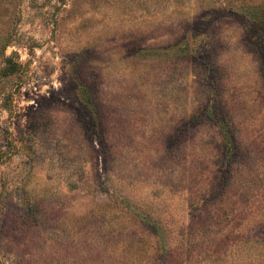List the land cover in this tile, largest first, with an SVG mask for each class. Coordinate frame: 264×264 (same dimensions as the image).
Listing matches in <instances>:
<instances>
[{"label":"rangeland","instance_id":"374dc122","mask_svg":"<svg viewBox=\"0 0 264 264\" xmlns=\"http://www.w3.org/2000/svg\"><path fill=\"white\" fill-rule=\"evenodd\" d=\"M0 264H264V0H0Z\"/></svg>","mask_w":264,"mask_h":264}]
</instances>
